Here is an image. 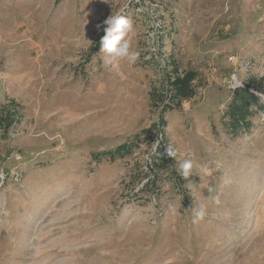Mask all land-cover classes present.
I'll return each instance as SVG.
<instances>
[{
    "label": "rangeland",
    "instance_id": "obj_1",
    "mask_svg": "<svg viewBox=\"0 0 264 264\" xmlns=\"http://www.w3.org/2000/svg\"><path fill=\"white\" fill-rule=\"evenodd\" d=\"M117 14L139 58L114 67ZM186 71L196 94L163 136L95 157L158 122L151 93ZM243 86L264 106V0H0V102L24 114L0 130V264H264V111L228 115Z\"/></svg>",
    "mask_w": 264,
    "mask_h": 264
},
{
    "label": "trees",
    "instance_id": "obj_2",
    "mask_svg": "<svg viewBox=\"0 0 264 264\" xmlns=\"http://www.w3.org/2000/svg\"><path fill=\"white\" fill-rule=\"evenodd\" d=\"M99 43V47H100ZM173 78V79H172ZM197 78V73L195 71H186L183 75H176L174 77H168L166 81V87L158 92V95H155L153 91L151 97L153 101L162 102V110L160 111L158 122L154 123L151 128L143 130L141 133L136 134L131 142H125L114 149L105 151L103 153H98L95 157L100 155H106L111 160H114L118 157H124L128 155L134 146L143 135V133L149 131H156L163 136V130L167 126V121L164 117V113L167 110H174L181 106L183 100L191 99L195 96L196 90L193 85L194 80ZM254 107L257 111H264L263 104L259 101V97L253 93L248 86L238 87L233 91V98L229 104V117L232 118L233 126L235 129H238V126L241 125H250L246 121V115L249 113L250 108ZM24 117L23 107L16 101H10L8 103L0 102V130L2 134L6 136L10 133L15 126L19 125ZM142 134V135H141ZM168 143L160 141L155 149V155L161 160L166 157L164 154L165 148L168 147ZM164 166V163H163Z\"/></svg>",
    "mask_w": 264,
    "mask_h": 264
},
{
    "label": "clouds",
    "instance_id": "obj_3",
    "mask_svg": "<svg viewBox=\"0 0 264 264\" xmlns=\"http://www.w3.org/2000/svg\"><path fill=\"white\" fill-rule=\"evenodd\" d=\"M103 31L104 35L100 41V50L110 57L107 61L111 63L114 67L118 66L119 60L126 58L130 63H135L139 58V53L131 50V41L126 38L127 34L132 30V21L122 15H110L105 21H103ZM102 25H97V28H101ZM164 154L167 157H174L176 155L172 146L169 145L165 148ZM193 168V162L191 159L184 160L180 164L181 175L188 178L191 175V170ZM202 172L207 174L208 169L206 167L201 168ZM225 184L230 183L229 180L224 181ZM212 199L214 204H219L220 199L217 195L216 197H209ZM193 213V223L204 219L206 215V207L200 205L198 209H191Z\"/></svg>",
    "mask_w": 264,
    "mask_h": 264
}]
</instances>
